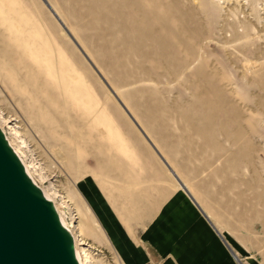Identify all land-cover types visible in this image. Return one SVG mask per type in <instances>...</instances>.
<instances>
[{
  "label": "rangeland",
  "instance_id": "rangeland-1",
  "mask_svg": "<svg viewBox=\"0 0 264 264\" xmlns=\"http://www.w3.org/2000/svg\"><path fill=\"white\" fill-rule=\"evenodd\" d=\"M48 1L185 186L235 234V247H245L237 252L241 264H264V0ZM5 2V130L47 176L35 180L54 184L76 216L87 264H123L98 227L84 180L94 177L112 190L126 185L120 197L148 188V173L164 172L181 186L42 0ZM18 7L28 29L17 26ZM34 20L53 35L57 54L41 42L45 33L42 39L32 30ZM37 55L55 58L61 73L49 59L36 63Z\"/></svg>",
  "mask_w": 264,
  "mask_h": 264
},
{
  "label": "crops",
  "instance_id": "crops-1",
  "mask_svg": "<svg viewBox=\"0 0 264 264\" xmlns=\"http://www.w3.org/2000/svg\"><path fill=\"white\" fill-rule=\"evenodd\" d=\"M150 175L144 177L153 181L148 188L135 185L139 192L122 198L118 190L126 185L120 183L113 182L115 191L91 177L81 186L123 264H241L233 251L245 247H235V234L222 228L187 186L175 188L164 172L161 178Z\"/></svg>",
  "mask_w": 264,
  "mask_h": 264
},
{
  "label": "water",
  "instance_id": "water-1",
  "mask_svg": "<svg viewBox=\"0 0 264 264\" xmlns=\"http://www.w3.org/2000/svg\"><path fill=\"white\" fill-rule=\"evenodd\" d=\"M179 184L187 189L48 0H42ZM236 259L240 261L236 253ZM0 264H80L53 202L29 176L0 128Z\"/></svg>",
  "mask_w": 264,
  "mask_h": 264
},
{
  "label": "bare ground",
  "instance_id": "bare-ground-1",
  "mask_svg": "<svg viewBox=\"0 0 264 264\" xmlns=\"http://www.w3.org/2000/svg\"><path fill=\"white\" fill-rule=\"evenodd\" d=\"M6 3H8V0H7V2H5V5H7ZM9 3H11V2H9ZM8 3V4H9ZM4 5V6H5ZM7 7V6H6ZM10 7H11V4H10ZM13 7V6H12ZM3 8V7H2ZM19 8V10H14L15 12L16 11H18V17H17V14H16V17H17V19L19 18V20L21 21L20 23H18V25L17 26H20L19 28L20 29H23L22 28V26L21 25H23L24 23H26V22H24L23 20L24 19H21L19 16L20 15H22V13H23V11H21L22 10V8H20V7H18ZM9 9H11V8H9ZM13 9H15V8H13ZM5 10V9H4ZM7 10V9H6ZM2 11V10H1ZM19 11H21V14L19 15ZM5 14L7 13V12H5V11H3ZM12 12V11H11ZM2 15H4L3 13H1ZM15 14V13H14ZM25 13H23V15H24ZM1 15V16H2ZM11 15H12V13H11ZM11 15H9L8 17H10ZM25 15H27V14H25ZM24 15V16H25ZM15 15H13V17H14ZM24 16H22V18L24 17ZM12 17V16H11ZM10 17V18H11ZM3 20H5V18L3 19ZM7 20V19H6ZM15 20V19H14ZM15 20V21H16ZM13 21V20H12ZM11 21V22H12ZM1 22V21H0ZM7 22H8V20H7ZM33 22V21H32ZM36 21L34 20V23H32L31 24V22H29V25H31L32 26V30L33 29H35V31H37L36 33H38L39 34V36H41L42 34L44 35V33H45V35L44 36H47L46 38L47 39H45L44 38V40L43 41H41L42 43H43V45L45 46V48L46 47H48V46H50V45H53V47H52V49H53V51H54V54H57L58 52H57V49H56V47L54 46L55 44H54V40H55V38L53 39L52 37H53V35H52V37H51V35H50V33H47L45 30H43V28H42V30L40 29L41 28V26H39L38 25V23L36 22ZM23 23V24H22ZM5 24H6V22H5ZM9 24H10V22H9ZM27 25H28V23H26ZM4 25V24H3ZM7 26H8V24H6ZM25 25V24H24ZM6 26V27H7ZM16 26V27H17ZM26 26V25H25ZM24 26V27H25ZM43 26V25H42ZM3 27V26H2ZM1 27V28H2ZM10 27H13L12 26V24L10 25ZM29 28H30V26H29ZM14 29V28H13ZM25 29H28L27 28V26L24 28V30ZM45 29V28H44ZM8 30H12V29H8ZM15 30V29H14ZM17 30V29H16ZM14 31V32H16L15 34H18V32L17 31ZM31 30V31H32ZM48 30V29H47ZM18 31H20V30H18ZM23 31V30H22ZM31 31L29 32V30H28V32L29 33H31ZM34 31V30H33ZM45 31V32H44ZM10 32V31H9ZM11 32H13V31H11ZM24 32V31H23ZM48 32H50V31H48ZM20 33V32H19ZM10 34V33H9ZM53 34V33H52ZM2 35V34H1ZM3 35H4V33H3ZM31 36H29L30 37V40H31V37H33L32 36V34H30ZM42 37V36H41ZM11 38V37H10ZM33 38H36L35 36L33 37ZM20 39H21V37H20ZM23 39H25L24 37H23ZM38 39V38H37ZM42 39H43V37H42ZM12 40V39H11ZM22 40V39H21ZM26 40H27V38H26ZM36 40V39H35ZM10 41V40H9ZM23 41V40H22ZM22 41H20L21 43H23ZM29 40H27L25 43L27 44V42H28ZM33 41V40H32ZM32 41H31V43H32ZM30 42V41H29ZM38 42H39V39H38V41H37V46L35 45V47H36V49L38 48ZM40 42V43H41ZM30 43V44H31ZM36 43V42H35ZM42 43H41V45H42ZM28 45H29V43H28ZM26 47H27V45H26ZM42 47V46H41ZM40 47V48H41ZM83 47V46H82ZM32 48V45H31V47H30V49ZM40 48H38V49H40ZM43 48V47H42ZM41 48V49H42ZM26 49H28V48H26ZM30 49H28V50H30ZM27 50V51H28ZM33 50H34V48H33ZM44 50H46V49H44ZM2 51V50H1ZM26 51V50H25ZM24 51V52H25ZM15 52V51H14ZM31 52H32V50H31ZM34 52L36 53V51L34 50ZM39 52V51H38ZM42 52H43V49H42ZM44 53V52H43ZM43 53H36V54H41L40 56H42V55H44ZM35 54V55H36ZM31 55H34V54H31ZM38 55L37 56H33V57H35V60L37 61V60H41V59H43L44 58V56H43V58H41L40 56V58L38 57ZM9 56V58H12V56L11 55H8ZM48 56V55H47ZM32 57V56H31ZM36 57H37V59H36ZM1 58V57H0ZM8 59V58H7ZM32 60H33V58H31ZM45 59V58H44ZM47 59H49L51 62V65H52V69L54 68V72L56 73V75L58 74V73H61V70L59 69V66L57 65V62H56V60H55V58H50L49 56H48V58H46L45 59V61H47ZM9 61H11V60H9ZM33 62H35L34 60H33ZM43 60L40 62V61H37L36 63H38L39 65H44L43 63ZM50 63L48 62V64L50 65ZM15 64V63H14ZM47 64V66L49 67V65ZM46 66V68L48 69V67ZM55 68L57 69V71L55 70ZM18 69V68H17ZM17 69H16V71H17ZM37 69V68H36ZM14 70V69H13ZM15 71V72H16ZM46 71V70H45ZM49 71H47V73H48ZM50 73V72H49ZM18 74L20 75L21 73H19L18 72ZM17 75V74H16ZM47 75H49V74H47ZM50 76V75H49ZM21 77L23 78V74H21V76H20V79H21ZM27 77V76H26ZM30 77V76H29ZM50 78H51V76H50ZM49 78V79H50ZM24 82H25V80H24V78L22 79ZM20 82H21V80H20ZM25 83H27V81L25 82ZM51 83V82H50ZM20 84V83H19ZM22 84V83H21ZM52 84V83H51ZM14 85V84H13ZM63 85V84H62ZM28 86V85H27ZM61 87H63V86H61ZM64 89V88H63ZM81 90V89H80ZM82 91V90H81ZM84 91H85V89H84ZM83 92V91H82ZM86 92V91H85ZM85 92H84V94H85ZM49 93H51V95H52V97H55V95H56V93L54 92V90H52L51 92H49ZM87 93V92H86ZM83 94V95H84ZM89 94V93H88ZM85 95H87V94H85ZM84 95V96H85ZM35 96H36V94H35ZM94 96V95H93ZM22 97V96H21ZM87 97L90 99V96L89 95H87ZM96 97V96H95ZM65 98V97H64ZM81 98V97H80ZM83 98H85V97H82V99ZM73 99V98H72ZM78 99V98H77ZM21 100V99H20ZM19 100V101H20ZM23 100H24V98H23ZM76 100V99H75ZM87 100V99H86ZM91 100V99H90ZM93 100V99H92ZM22 101V100H21ZM48 101V100H47ZM25 102H26V100H25ZM22 103V102H21ZM24 103V102H23ZM81 104H83V103H81ZM41 105V104H40ZM80 105V104H79ZM83 105H86V103L85 104H83ZM47 107V106H46ZM83 107V106H82ZM81 107V108H82ZM49 108V107H48ZM50 109V108H49ZM84 110H85V107H84ZM81 111H83V108H82V110ZM86 111V110H85ZM51 112H53L52 110H51ZM84 112V111H83ZM54 114V113H53ZM52 114V115H53ZM58 114V113H57ZM59 115V114H58ZM76 116V115H75ZM58 118V117H57ZM8 120V119H7ZM7 120H6V118H4L3 117V115H2V113H0V128L3 130V132L5 133V135H6V137H7V139H8V141H9V143H10V145L13 147V149L15 150V152L19 155V157L21 158V160H22V162H23V164H24V166H25V168H26V170H27V172H28V174H29V176L33 179V181L43 190V192H44V194H45V196L48 198V199H50L52 202H53V204L55 205V208H56V210L58 211V213H59V215H60V218H61V221H62V223L65 225V227H67L69 230H70V232L72 233V235H73V237H74V241H75V248H76V254H77V258H78V260H79V262H80V264H87V253H86V251H85V249H84V245L86 244L84 241H83V239H81L80 238V236H79V234H78V231H79V227L77 226V227H75V225H73L72 223H73V220H75V218H76V216L74 217V216H72V212H71V210H69L68 208H66V206L64 205V204H62L61 202L62 201H60L61 199V195L58 193V191L54 188L55 186H54V184H52V183H50L49 182V186H44L43 184H42V186L36 181L37 180V177L38 176H40V178H41V180L42 181H44V180H47V176H45V174H43L42 172V170H41V168L39 169V167H38V170L37 169H35V167L32 165V163H31V161H29L27 158H26V156H24V154H23V152L21 151V147L19 148V145L17 144L18 142H16V140L14 139V138H12L11 136H13V135H11V134H9L6 130H5V127H4V125H5V123H8L7 122ZM81 123V122H80ZM81 125V124H80ZM85 125V124H84ZM96 125V124H95ZM133 125V124H132ZM83 126V125H82ZM98 127V126H97ZM62 130V129H61ZM64 130V129H63ZM67 130V129H66ZM115 131V130H114ZM63 132V131H62ZM19 132H16V134L15 135H17ZM67 134V133H66ZM98 135H100V134H98ZM69 136V135H68ZM96 137V136H95ZM75 138H76V136H75ZM72 139L74 140V138L72 137ZM78 141V140H77ZM24 142V141H23ZM63 142V141H62ZM61 142V143H62ZM64 143V142H63ZM60 146V145H59ZM62 147H63V145H62ZM66 157V156H65ZM151 157V156H150ZM98 161H100V158H98L97 159V162ZM98 163H100L101 164V162H98ZM103 163H105V162H103ZM103 165V164H102ZM33 169H35L34 171H33ZM166 169V168H165ZM36 179V180H35ZM123 179V178H122ZM153 180V179H152ZM118 186V185H117ZM105 191V190H104ZM119 191V190H118ZM105 193V192H104ZM133 193V192H132ZM60 195V196H59ZM107 195V194H106ZM105 195V196H106ZM108 196V195H107ZM93 197V196H92ZM94 198V197H93ZM122 198V197H121ZM97 199V198H96ZM113 199V198H112ZM109 200V199H108ZM95 201V200H94ZM115 209H116V207H114ZM120 208V207H119ZM90 211V210H89ZM116 211V210H115ZM118 214H120L119 213V211H118ZM96 220V219H95ZM98 222V221H97ZM98 227H101V225L100 226H98ZM78 230V231H77ZM101 230V229H100ZM104 233L103 234H105L106 232L105 231H103ZM107 235V234H106ZM104 237V236H103ZM105 237H107V236H105ZM108 240V239H107ZM119 257V256H118ZM89 263V262H88Z\"/></svg>",
  "mask_w": 264,
  "mask_h": 264
}]
</instances>
